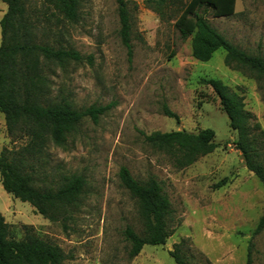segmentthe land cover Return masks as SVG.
I'll return each mask as SVG.
<instances>
[{
  "label": "rangeland",
  "instance_id": "rangeland-1",
  "mask_svg": "<svg viewBox=\"0 0 264 264\" xmlns=\"http://www.w3.org/2000/svg\"><path fill=\"white\" fill-rule=\"evenodd\" d=\"M188 1L129 0L131 58L119 37L115 0H80L76 22L51 25V42L74 49L82 59L44 66L50 98H65L77 109L112 107L97 123L83 118L63 147L49 143L45 149L40 179L45 175L46 183H54L72 174L84 179L68 229L6 193L0 183V214L13 238L22 236L24 225L31 226L64 251L62 264H176L169 250L181 240L192 254L190 264H245L251 240V264H264V230L252 235L264 213V186L246 169L235 148L236 132L212 88L201 80L217 78L238 92L263 131L264 82L227 67L222 48L208 61L192 57L191 36L182 38L174 27ZM30 2L40 11L41 2ZM5 11L0 0V18ZM198 13L225 39L264 58V0H235L227 16L214 17L204 7ZM165 108L177 119L168 117ZM205 128L213 131L217 147L181 169L144 139L154 131ZM25 142L8 136L0 113V152ZM121 166L141 181L154 176L171 206L172 234L163 245H144L133 258L123 231L130 226L141 233L142 222L136 200L119 181Z\"/></svg>",
  "mask_w": 264,
  "mask_h": 264
},
{
  "label": "trees",
  "instance_id": "trees-1",
  "mask_svg": "<svg viewBox=\"0 0 264 264\" xmlns=\"http://www.w3.org/2000/svg\"><path fill=\"white\" fill-rule=\"evenodd\" d=\"M6 11L0 18V113L6 133L12 140L25 139L19 149L3 148L0 152V183L3 190L23 202H28L36 213L68 229L80 203L84 179L80 175L60 176L54 183L40 179L39 170L44 162L49 143L63 147L83 118L97 123L99 116L112 107L90 105L75 108L65 98H50V81L44 66H64L68 61H80L82 56L70 47L48 36L51 25L74 23L78 19L80 0H38L41 9L31 6L30 0H1ZM119 21V37L132 56L129 0H115ZM163 0H152L160 4ZM209 9L214 17L231 15L235 0H189L174 27L182 38L191 36V55L199 61H208L214 51H225L224 64L234 70H246L264 82V58L239 48L213 28L198 9ZM53 18V22H52ZM52 31H50V35ZM58 34L56 35V37ZM55 37V39H56ZM219 99L229 127L236 132L235 148L240 152L247 170L264 186V131L252 112L245 108L243 97L217 78H206ZM164 113L177 119L167 108ZM151 146L169 156L173 166L187 167L198 158L214 151V133L205 128L198 132L183 129L145 134ZM38 169V172H36ZM121 185L136 200L142 222V232L127 226L123 235L129 242V258L137 256L146 244L163 245L172 234L169 226L171 206L160 182L152 175L141 181L126 166L118 171ZM222 179L217 186H222ZM41 183V184H40ZM19 239L11 236L9 224L0 214V264H62L64 251L56 244L41 238L31 226L24 225ZM264 230V213L252 231L257 235ZM251 240L245 264H251ZM184 240L169 250L176 264H190Z\"/></svg>",
  "mask_w": 264,
  "mask_h": 264
}]
</instances>
